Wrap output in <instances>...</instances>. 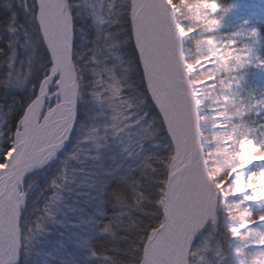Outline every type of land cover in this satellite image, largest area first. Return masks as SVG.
Wrapping results in <instances>:
<instances>
[{
    "label": "snow or ice",
    "instance_id": "snow-or-ice-1",
    "mask_svg": "<svg viewBox=\"0 0 264 264\" xmlns=\"http://www.w3.org/2000/svg\"><path fill=\"white\" fill-rule=\"evenodd\" d=\"M264 0H0V264H264Z\"/></svg>",
    "mask_w": 264,
    "mask_h": 264
},
{
    "label": "trees",
    "instance_id": "trees-1",
    "mask_svg": "<svg viewBox=\"0 0 264 264\" xmlns=\"http://www.w3.org/2000/svg\"><path fill=\"white\" fill-rule=\"evenodd\" d=\"M256 74H257V83L264 84V73H260L259 70H256Z\"/></svg>",
    "mask_w": 264,
    "mask_h": 264
},
{
    "label": "bare ground",
    "instance_id": "bare-ground-1",
    "mask_svg": "<svg viewBox=\"0 0 264 264\" xmlns=\"http://www.w3.org/2000/svg\"><path fill=\"white\" fill-rule=\"evenodd\" d=\"M4 167V165L3 164H0V168H3Z\"/></svg>",
    "mask_w": 264,
    "mask_h": 264
}]
</instances>
